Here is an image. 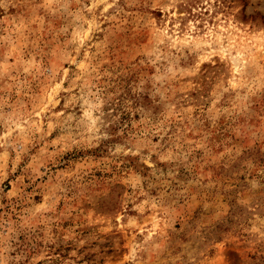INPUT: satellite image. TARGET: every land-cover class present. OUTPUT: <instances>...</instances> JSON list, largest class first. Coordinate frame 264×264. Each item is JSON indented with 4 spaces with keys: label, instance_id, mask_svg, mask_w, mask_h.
Here are the masks:
<instances>
[{
    "label": "rangeland",
    "instance_id": "374dc122",
    "mask_svg": "<svg viewBox=\"0 0 264 264\" xmlns=\"http://www.w3.org/2000/svg\"><path fill=\"white\" fill-rule=\"evenodd\" d=\"M0 264H264V0H0Z\"/></svg>",
    "mask_w": 264,
    "mask_h": 264
}]
</instances>
